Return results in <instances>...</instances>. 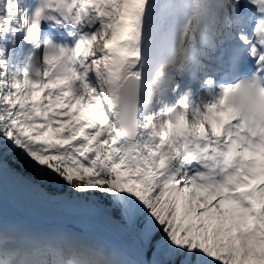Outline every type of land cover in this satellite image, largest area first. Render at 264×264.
I'll list each match as a JSON object with an SVG mask.
<instances>
[{
  "label": "snow or ice",
  "instance_id": "1",
  "mask_svg": "<svg viewBox=\"0 0 264 264\" xmlns=\"http://www.w3.org/2000/svg\"><path fill=\"white\" fill-rule=\"evenodd\" d=\"M0 264H264V0H0Z\"/></svg>",
  "mask_w": 264,
  "mask_h": 264
},
{
  "label": "rangeland",
  "instance_id": "2",
  "mask_svg": "<svg viewBox=\"0 0 264 264\" xmlns=\"http://www.w3.org/2000/svg\"><path fill=\"white\" fill-rule=\"evenodd\" d=\"M11 185V184H10ZM9 189H11V187H9ZM7 195V201H8V207H9V211L13 212V213H18V207L17 205H15V203H13L12 197L10 196L9 193H6ZM25 213L28 215H33L37 218H40L39 216L42 214L41 210L36 208L33 205H30L28 208L24 209ZM69 222H71L72 227L76 226V227H82L83 225L80 224L79 221L77 220H69Z\"/></svg>",
  "mask_w": 264,
  "mask_h": 264
},
{
  "label": "trees",
  "instance_id": "3",
  "mask_svg": "<svg viewBox=\"0 0 264 264\" xmlns=\"http://www.w3.org/2000/svg\"><path fill=\"white\" fill-rule=\"evenodd\" d=\"M9 187H11V189H9ZM9 187L7 189V193L10 194L14 203H16L22 209H26L31 205L22 190L17 189L12 185H9Z\"/></svg>",
  "mask_w": 264,
  "mask_h": 264
},
{
  "label": "bare ground",
  "instance_id": "4",
  "mask_svg": "<svg viewBox=\"0 0 264 264\" xmlns=\"http://www.w3.org/2000/svg\"><path fill=\"white\" fill-rule=\"evenodd\" d=\"M39 217H40V219L43 218V217H42V214H41Z\"/></svg>",
  "mask_w": 264,
  "mask_h": 264
}]
</instances>
